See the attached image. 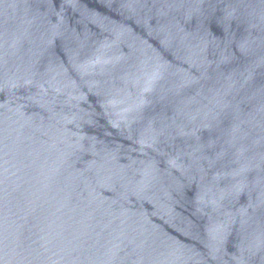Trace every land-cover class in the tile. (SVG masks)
I'll return each mask as SVG.
<instances>
[{"label":"water","instance_id":"obj_1","mask_svg":"<svg viewBox=\"0 0 264 264\" xmlns=\"http://www.w3.org/2000/svg\"><path fill=\"white\" fill-rule=\"evenodd\" d=\"M0 264H264V0H0Z\"/></svg>","mask_w":264,"mask_h":264}]
</instances>
